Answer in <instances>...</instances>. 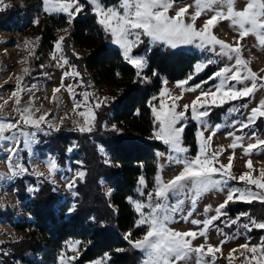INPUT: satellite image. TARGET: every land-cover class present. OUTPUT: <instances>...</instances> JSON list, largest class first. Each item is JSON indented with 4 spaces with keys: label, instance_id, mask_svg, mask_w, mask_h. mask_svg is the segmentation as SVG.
Instances as JSON below:
<instances>
[{
    "label": "snow or ice",
    "instance_id": "1",
    "mask_svg": "<svg viewBox=\"0 0 264 264\" xmlns=\"http://www.w3.org/2000/svg\"><path fill=\"white\" fill-rule=\"evenodd\" d=\"M178 0H118L116 4L106 5L104 0H42L43 12L49 15L65 14L67 23L71 25L74 19L89 9L96 17L98 25L110 37V42L117 45L122 50V59L135 69V76L140 81L150 83L152 77L158 75L152 72L149 76L144 70L148 68L147 52L134 55L135 49L144 44L143 38H148L150 46L164 45L171 49L181 46L194 45L201 53L205 54V59L196 62L187 77L178 82L177 87L181 89V95L172 97L167 88L168 81H162L163 87L158 96H153L148 102V107L153 117V128L151 139L160 141L166 146L167 151L157 150L155 155L158 158L167 157L170 165H181L182 170L175 174L173 178L165 181L161 174L164 165H158L160 171L154 176V186L145 193L149 184L144 175L138 177L137 195L138 199L131 196L128 202L134 206V211L138 218L134 221V228H145L141 238H134L133 232L128 231L124 239L136 250L142 253L141 264H192L195 257V264H216V253L220 252L219 246L200 244L194 246L193 242L198 237L207 239L210 227H215L217 232L223 234L226 239L227 233L224 228L214 222L220 221L225 228L240 224L244 230L251 232L253 229L264 230V220L258 221L249 213H238L235 218L230 217L228 208L230 204L252 203L259 201L264 203V170L255 176L252 171L251 160L247 161L249 171L239 175L231 171V164L234 152L228 157L229 164L225 165L219 161L220 152L210 151V141L222 126L227 124L219 123L213 125L208 119L213 108L223 107L233 101L244 100L252 97L258 90L264 89V76L251 70L249 62L242 58V41L249 35L255 36L260 46H264V0H244L243 5L237 8V0H195V11L189 13L193 7L191 4H183L174 8ZM182 2V0H181ZM8 7L4 0H0V10ZM173 11L170 15L169 12ZM212 13L202 23L197 26V20L202 15L207 16ZM185 17H188L187 22ZM222 21H228L230 28L238 33V39L234 44L226 43L213 34V29ZM39 24V20H34ZM63 31L67 32L68 29ZM64 36H60L54 42V50L51 58L56 61L59 68L68 67L64 71V78H71L75 84L65 86L63 81L55 92H60L61 88L67 87L72 93L74 110L83 108L79 116L84 118L83 124L73 121L74 129L80 133H92L96 127L95 109L108 104V98L90 103L88 91L80 93L82 99H76L75 89L84 83L81 72L75 64L70 63L65 56L62 47ZM29 49V55L34 56V43L25 42ZM218 46V47H217ZM79 58V57H77ZM234 60V62H232ZM222 61H227L222 67L211 71L206 79L199 83H191L200 76L201 73L209 70L210 66L220 65ZM24 62H27L26 60ZM41 69L46 66L41 64ZM25 74H30V70L25 68ZM47 75V73H44ZM24 76L17 78V85L12 92L15 97V112L18 119H10L0 116V157L6 162L9 171H0V181H11L26 174L36 177H44L46 180L54 182L53 177L60 170L55 158L45 160L51 175L45 177L43 172L31 170L25 164L23 153L27 152L29 158L34 156V146L40 143L39 136L50 135L52 131L59 132L63 125V118L59 124L51 122L48 117L49 112L36 115L40 108L34 107V93L36 84L30 87L23 84ZM216 81V83H211ZM250 81V84L246 83ZM205 85H210L205 88ZM243 85V87H238ZM197 93L198 95L190 103L182 106L176 101L183 97L184 92ZM24 92L33 93L29 104H21V94ZM171 98V103L169 99ZM159 100L157 107L153 102ZM180 108L178 111L177 108ZM241 109H249L248 103L233 104L227 109L225 117L240 113ZM190 111V115H189ZM264 119V100H260L258 106L251 107L246 119L232 120L231 125L236 131L243 132L244 129L253 127L258 120ZM189 121L197 125L195 136L197 139V152L194 156L189 155L190 147L185 146V131L189 127ZM107 128V125H104ZM113 131H119L115 124L111 125ZM212 129L211 135L205 137V132ZM234 138L230 145L232 149L238 146L243 147L246 155H251L253 150L264 151V139L253 131L248 136L249 142L243 144L244 136L228 133ZM77 145L70 146L67 151L71 153ZM98 151L105 153L103 146ZM223 149L221 150V152ZM77 164H82L77 161ZM105 163H110L105 160ZM69 172L73 170L68 169ZM86 175L84 170H77L68 180L66 187L72 190L77 186V180H82ZM235 181L236 183H232ZM242 185V186H240ZM55 190V189H54ZM39 187L29 188V192H38ZM216 191L224 194V199L213 210L211 205L204 208V212L214 211V215L205 220L191 219V224L203 227L197 230L178 231L170 227L176 222L179 214L180 219L187 220L193 215L197 208L198 200L205 194ZM75 195V193H73ZM190 203V209L185 213V204ZM76 211L75 204L67 209L71 215ZM246 217L247 222L241 223V218ZM224 218V219H222ZM235 238V237H232ZM221 241V245L226 242ZM0 244L3 241L0 240ZM70 256L65 258L62 253L59 264H74L79 259L81 244L79 241L69 244ZM241 255L244 256L242 264H264V237L260 238L257 244L249 242L239 245ZM122 252L124 249H116ZM237 249H232L235 253ZM250 253L251 255H244ZM7 254V253H4ZM231 255V254H230ZM211 256V260L206 257ZM105 259L95 261V264H105ZM19 264V262H17Z\"/></svg>",
    "mask_w": 264,
    "mask_h": 264
},
{
    "label": "trees",
    "instance_id": "2",
    "mask_svg": "<svg viewBox=\"0 0 264 264\" xmlns=\"http://www.w3.org/2000/svg\"><path fill=\"white\" fill-rule=\"evenodd\" d=\"M117 2L104 0L106 5ZM23 13L26 10L15 6L0 10V29L22 31L27 22ZM64 29H68L62 42L64 54L81 72L84 81L81 87H106L115 94L108 99L106 106L97 110L96 127L92 133L70 130L75 125L67 123L59 132L39 136L36 150L40 158L53 156L60 166L70 164L76 170H84L86 175L77 180L72 202L45 179L38 181L27 175L18 178L11 188L21 204V213L0 209V222L16 231L28 232V236L2 247L9 264H46V259L61 253L71 241H79L82 246L76 264H88L106 255L110 256L109 264H141L142 253L133 249L124 236L132 231L134 238H141L145 232L144 227L134 228L138 214L127 198H139L140 175L148 181L146 192L154 186V176L159 171V158L155 153L163 149L160 141L150 137L153 117L148 102L162 88V80L176 83L185 79L193 71L194 64L201 60V55L156 46L147 56L145 72L149 76L152 72L158 75L152 77L150 83H145L136 78L135 69L122 59V51L109 46L110 37L89 9L86 8L71 25L65 15L48 16L40 28L42 46L53 49ZM210 72L194 83L206 79ZM112 124L119 131H113ZM196 130L195 124L189 125L184 135L185 145L190 147L192 155L196 150ZM72 145L77 147L69 153L67 149ZM100 146L104 147L105 153L98 151ZM33 186H38L39 191L29 192ZM73 204L76 211L69 215L67 209ZM227 210L230 217L249 213L258 221L264 220V203L259 201L230 204ZM250 234V243L257 244L264 237V230L253 229ZM116 249L124 251L117 252ZM0 264H3L2 260ZM217 264L235 263L223 260Z\"/></svg>",
    "mask_w": 264,
    "mask_h": 264
},
{
    "label": "rangeland",
    "instance_id": "3",
    "mask_svg": "<svg viewBox=\"0 0 264 264\" xmlns=\"http://www.w3.org/2000/svg\"><path fill=\"white\" fill-rule=\"evenodd\" d=\"M4 3L8 5L6 9L13 8V6L17 8H22L26 10L27 22L25 27H23L20 32H8L0 29V116L8 117L10 119H18V114L15 112L16 104L15 97L12 96V92L17 85V78L19 76H24L23 84L28 85L29 87L32 84L37 85V89L33 90L34 93V107L40 108V112L36 115L43 114L44 112H49L51 115L48 119L55 123L59 124L60 119L63 118V124L72 123L73 121H77L80 124H83L84 118L79 116V112L83 111V108L75 109L74 104L72 102V93L68 92L67 87L61 88L60 92L56 93L55 89L60 86L61 82L65 84V86L69 84H75V81L71 78H64L62 73L64 71L69 70L67 66L64 68H59L56 66V61L51 58V53L53 49H48L41 44V25L47 20L48 16H59L65 14H52L49 15L43 12L42 8V0H4ZM244 3V0H237V8H240ZM183 4H191L193 7L189 9V13H193L195 11V0H178L177 4L174 5V8H178L183 6ZM4 9V10H6ZM170 15L173 14V11L170 10ZM212 13H208L207 16L202 15L201 18L197 20V26H202V23L208 16ZM66 16V15H65ZM79 16V15H78ZM77 16V17H78ZM76 17V18H77ZM75 18V19H76ZM38 19L39 24H35L34 20ZM74 19V20H75ZM186 22L188 17H185ZM68 31H61L60 36L66 37ZM213 34L217 36V38L224 40L226 43L234 44L238 39V33L235 32L229 26L228 21H222L217 27L213 29ZM144 44H142L139 48L135 49L133 54H143L147 52V49L151 47V51L147 52V56L152 53L156 46H162L163 48H169L164 45H152L150 46L148 38H143ZM31 41L34 43V51L35 55L30 56L29 49L26 48L25 42ZM242 58L249 62V67L252 71L256 72L258 76H264V46H260L258 40L255 36L249 35L242 42ZM109 46L119 48L117 45L110 43ZM218 47V46H217ZM120 49V48H119ZM121 50V49H120ZM175 50H186L191 52H197L201 55V60L205 59V54L201 53L199 49H197L194 45L181 46ZM77 54H80L79 50H76ZM122 51V50H121ZM27 62H24V61ZM227 61H222L220 65L210 66L209 70L201 73L195 80L206 75L213 68L214 71L217 70L218 67H222L223 64ZM234 62V60L232 61ZM43 64L46 67L41 69L40 65ZM28 68L30 70V74H25L24 69ZM146 70V69H145ZM144 70V71H145ZM47 73V75H44ZM165 80V79H164ZM163 81V80H162ZM194 83L193 82H190ZM196 83V82H195ZM199 83V82H198ZM211 83H216V81H212ZM250 84V81L246 82ZM178 82L171 83L168 81L167 88L169 89L171 96L176 97L181 95V89L177 87ZM210 85H205L207 88ZM163 87V84H162ZM238 87H243V85H238ZM162 88L160 89V91ZM83 91H88L92 95L90 96V103L95 102L97 100H102L104 97L110 99L115 93L112 89L106 87L99 86H91L89 88L78 87L75 89L76 99L80 100L82 97L80 93ZM159 91V92H160ZM159 92L154 95L158 96ZM33 93L24 92L21 94V104L27 105L30 102V99L33 97ZM197 93L184 92L183 97L176 101V103L182 106L185 103H190ZM264 100V89L258 90L252 97L245 98L244 100L233 101L230 104H225L223 107L213 108L211 110V115L208 119L212 122L213 125L223 123L227 124V126H222L216 134L212 136L210 141V151L220 152L219 161L225 165L229 164L228 157L232 155L234 152V158L231 164V171L239 175L245 171H249L247 167V161L251 160L252 163V171L255 176L259 175L261 170H264V151L253 150L251 155H246L244 148L238 146L236 149H232L230 145L234 142V138L229 136L228 133L234 132L235 135L244 136L243 144L246 146L249 142L248 136H251L253 131L257 132V135L260 138L264 139V119L258 120L257 123L248 129H244L243 132L236 131V128H233L231 125L232 120H244L251 107L258 106L259 101ZM171 103V98L168 101ZM157 107L159 106V100L153 102ZM248 103L249 109H241L240 113L233 114L229 117H225L227 109L231 107L233 104H242ZM103 106V105H102ZM101 106V107H102ZM100 107V108H101ZM99 108V109H100ZM98 109H95V113ZM179 111L180 108L178 107ZM190 115V111H189ZM195 124L193 121H189V125ZM75 125V124H73ZM76 126V125H75ZM197 127V125H196ZM212 129L205 132V137L211 135ZM152 136V133L150 137ZM196 141V150L194 155L197 152V139ZM186 146V145H185ZM37 145L34 146V156L29 158L27 152L23 153L25 157V164L30 168V173L32 169L36 171L43 172L45 177L51 175L47 168V164L45 160L53 156H49L47 158H40L39 154L36 150ZM223 151L221 152V150ZM161 151H167L166 146L163 145V149ZM189 155H192L189 153ZM192 155V156H194ZM56 159V158H55ZM58 163V162H57ZM163 164L164 168L161 172L165 181L173 178L175 174H178L180 170H182L181 165H170L167 161V157L159 158V165ZM59 171L53 177L54 182L50 180H46L44 177H36L32 174H26L27 176H32L36 178L38 181L41 179H45L46 181L54 184L57 188V191L61 193L66 200L69 202L73 201L74 197V189L69 190L66 187L68 180L66 178H71L73 173L77 171L72 167V165H67L66 167H62L58 164ZM71 168L73 171L69 172L68 169ZM0 171L7 173L9 169L7 168L6 162L0 157ZM160 171V169H159ZM24 175V176H26ZM22 177V176H21ZM20 177H17L11 181H0V209L6 210L10 209L12 211L21 213V204L18 198L15 196V190L11 188L12 184ZM232 183H236L233 181ZM242 186V185H240ZM145 193L146 189H145ZM140 198V197H139ZM224 199V194L216 191L209 192L203 195L197 202L196 211L193 213L191 217L187 220L180 219L179 214L176 217V222L170 224L174 230L178 231H186V230H199L203 227L195 226L191 224V219H200L205 220L209 216L214 215V211L205 213L204 208L208 205H211L213 210L215 207L219 205ZM240 205V203H235ZM134 207V206H133ZM185 213L190 209V203L186 202L185 204ZM236 215V214H235ZM235 218L234 216H231ZM224 219V218H222ZM247 222V218H241V223ZM217 225H220L221 228H224V233H227L228 238L223 234L217 232L216 228L210 227L208 231V237L205 239L204 237H198L194 242V246H198L200 244L219 246L221 248L220 252L216 253V264L217 262L227 261L235 264H242L244 260V256L241 255V249H239V245L249 242L248 238H250V232L244 230L240 227V224L233 225L231 228H225L224 225L220 221L214 222ZM28 236V232L16 231L11 226L0 222V240L3 241V244H0V260H2L3 264H9L6 258L5 249L2 246L5 244H12L16 242H20L23 238ZM235 237V238H232ZM226 242L221 245V241ZM75 241L68 242L64 250L60 253H56L54 258L46 259V264H59V259L62 253H65L67 256L71 255L70 250L68 249V245L74 243ZM24 245V244H23ZM25 246V245H24ZM232 249H237L235 253H232ZM231 254V255H230ZM244 255L250 256V253H244ZM109 256V255H106ZM105 256V257H106ZM101 258L98 260L105 259ZM207 260H211V256L206 257ZM77 261V260H76ZM74 261V264H76ZM97 261V260H96ZM88 264H95V261L90 262ZM105 264L108 263V259L105 261ZM192 264H195V257L193 258Z\"/></svg>",
    "mask_w": 264,
    "mask_h": 264
}]
</instances>
